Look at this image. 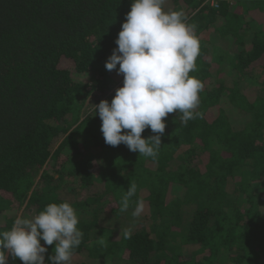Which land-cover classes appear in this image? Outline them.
Instances as JSON below:
<instances>
[{
    "label": "trees",
    "instance_id": "1",
    "mask_svg": "<svg viewBox=\"0 0 264 264\" xmlns=\"http://www.w3.org/2000/svg\"><path fill=\"white\" fill-rule=\"evenodd\" d=\"M130 5L0 0V231L67 201L71 264H264V0H165L197 25L203 90L155 160L106 145L92 109L122 86L104 65ZM129 182L139 217L120 211Z\"/></svg>",
    "mask_w": 264,
    "mask_h": 264
},
{
    "label": "clouds",
    "instance_id": "2",
    "mask_svg": "<svg viewBox=\"0 0 264 264\" xmlns=\"http://www.w3.org/2000/svg\"><path fill=\"white\" fill-rule=\"evenodd\" d=\"M165 0H131L105 69L122 75V86L111 99L92 105L101 120L106 145H125L139 156L157 159L162 147L165 119L179 115L182 124L200 117L203 90L197 70L200 41L197 25L182 11L165 10ZM119 66V67H117ZM150 129L154 135L143 138ZM138 186L129 182L120 199V211L135 205L133 217L144 211L145 202L136 196ZM79 217L67 201L48 203L36 215H17L8 230L0 231V264L9 257L22 264H71L83 239ZM43 242V245L41 243Z\"/></svg>",
    "mask_w": 264,
    "mask_h": 264
},
{
    "label": "rangeland",
    "instance_id": "3",
    "mask_svg": "<svg viewBox=\"0 0 264 264\" xmlns=\"http://www.w3.org/2000/svg\"><path fill=\"white\" fill-rule=\"evenodd\" d=\"M184 222H188V218H186V219L184 220Z\"/></svg>",
    "mask_w": 264,
    "mask_h": 264
}]
</instances>
